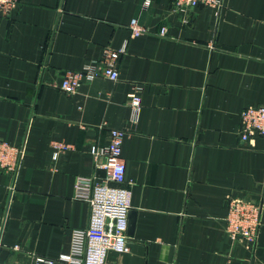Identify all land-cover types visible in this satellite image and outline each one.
Segmentation results:
<instances>
[{
    "label": "crops",
    "instance_id": "crops-1",
    "mask_svg": "<svg viewBox=\"0 0 264 264\" xmlns=\"http://www.w3.org/2000/svg\"><path fill=\"white\" fill-rule=\"evenodd\" d=\"M221 1L181 13L174 0H18L0 12V138L25 146L13 191L0 171L1 264L70 252L90 220L75 184L103 175L92 148L111 128L127 132L134 229L107 264H264V136L240 134L241 111L264 105V0ZM134 19L148 32L132 36ZM105 48L124 49L118 80L60 88ZM55 141L72 148L54 159ZM229 195L261 205L254 245L226 229Z\"/></svg>",
    "mask_w": 264,
    "mask_h": 264
},
{
    "label": "built area",
    "instance_id": "built-area-1",
    "mask_svg": "<svg viewBox=\"0 0 264 264\" xmlns=\"http://www.w3.org/2000/svg\"><path fill=\"white\" fill-rule=\"evenodd\" d=\"M18 5V0H0V12L9 14ZM198 5L218 7L221 0H174V9L184 13ZM132 36L148 32L137 19L130 24ZM167 33L163 27L161 35ZM124 49L105 48L102 57L86 64L81 70L67 71L60 88L68 93L75 92L85 81L97 77H106L113 81L119 79L118 61ZM131 122L139 119L142 104L138 93L129 101ZM126 130L111 128L110 142L105 146H94L92 153L95 165L103 170L102 176H80L75 184V197L87 202L90 206V220L86 228L76 229L72 236L70 252L57 257L33 255V264H107L111 250L127 252L129 245V213L132 207V189L127 184L126 164L122 155ZM240 134L243 141H253L255 136H264V105H250L241 111ZM54 159L72 148L67 142L55 141ZM25 156L24 144H12L0 138V171L11 177L13 191L21 172ZM228 213L226 229L235 238H240L249 245L257 242L262 224L261 205L250 199L227 197ZM8 208L6 209L7 212ZM6 218V216H5ZM2 245L0 244V248ZM15 246L14 249H19ZM1 264V263H0Z\"/></svg>",
    "mask_w": 264,
    "mask_h": 264
},
{
    "label": "water",
    "instance_id": "water-1",
    "mask_svg": "<svg viewBox=\"0 0 264 264\" xmlns=\"http://www.w3.org/2000/svg\"><path fill=\"white\" fill-rule=\"evenodd\" d=\"M133 229H134V219H131L128 227V232L130 231L132 233Z\"/></svg>",
    "mask_w": 264,
    "mask_h": 264
}]
</instances>
